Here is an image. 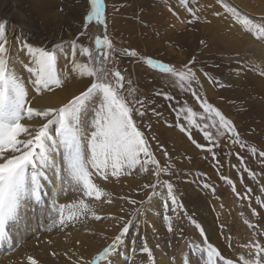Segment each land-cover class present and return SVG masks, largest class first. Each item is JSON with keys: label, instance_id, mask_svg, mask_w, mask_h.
I'll return each mask as SVG.
<instances>
[{"label": "rangeland", "instance_id": "374dc122", "mask_svg": "<svg viewBox=\"0 0 264 264\" xmlns=\"http://www.w3.org/2000/svg\"><path fill=\"white\" fill-rule=\"evenodd\" d=\"M261 1L223 0L228 6L226 11L218 0H187L186 4L180 0H104L107 28L92 21L85 29L87 0H0V27L4 28L9 42L12 67L26 83L30 77L24 66L30 57L22 48L24 43L48 49L64 45L67 53L58 55L57 68L63 85L52 91H59L61 98L34 104V98L52 92L37 95L27 85L31 92L29 100L37 108L67 103L73 97L68 96L71 85H82L75 95L89 86L90 78L71 72L69 42L77 40L95 56V38H103L106 32L116 50L111 53L107 68L119 70L125 77L121 94L133 106V119L161 167L171 165L159 180L172 185L177 204L182 206L172 211L167 187L157 184L158 195L143 205V215L134 218L135 209L141 207L139 202L148 200L152 192L143 185L157 181L152 174L154 166L149 165L148 171H141L137 166L118 179L110 177L104 181L93 177L95 183L111 193L108 199L112 203H105L103 199L87 201L101 220L85 215L74 224L49 230L50 216H57L52 212L53 200L67 204L80 199L82 194L72 191L71 187L66 193L58 191V185L52 191L54 177L46 175L40 200H27L20 209L18 221L8 226L9 239L0 242V264H29V256L45 258L46 264H60L52 258L57 248L51 241L58 239L73 241L71 244L80 253L94 256L108 244V237L128 220L134 222L111 256L112 264H148L147 254L139 251L143 243L139 237L144 238L152 251L153 264H163L162 260L167 264H206V255L189 247L202 248L205 240L224 258L239 264V256L248 258L250 251L242 245L264 244L261 234L264 233V157L259 155L264 151V40L244 31L237 21V17H247L252 23L264 26V0ZM189 7L196 18L188 11ZM124 50H134L137 56L123 55ZM146 58L177 70L193 61L190 67L199 83L193 81L192 89L232 121L240 142L234 143L235 137L227 133L217 136V129L211 126L192 92L181 91L172 76L149 67ZM77 60L87 62L88 57L77 54ZM130 89L134 90L132 94ZM165 95L172 99H166ZM64 97L66 100L62 102ZM135 100H142L143 106L135 104ZM185 105L197 114L192 124L185 119L187 113L180 112ZM95 106L90 100L81 113V127L86 131ZM135 109L144 115H138ZM205 124L209 125L207 129ZM182 127L185 131H181ZM55 130L56 125L50 126V135L54 136ZM204 130L214 136L211 142L204 138ZM197 144L202 147L198 148ZM253 147L257 150L255 154L249 150ZM121 197L138 203L129 204ZM253 210L257 215H252ZM166 216L171 222V232ZM245 220L254 227L249 228ZM192 221L199 224V229ZM80 236L86 238L87 244Z\"/></svg>", "mask_w": 264, "mask_h": 264}, {"label": "snow or ice", "instance_id": "6c2138e0", "mask_svg": "<svg viewBox=\"0 0 264 264\" xmlns=\"http://www.w3.org/2000/svg\"><path fill=\"white\" fill-rule=\"evenodd\" d=\"M181 4H186L187 0H180ZM228 10V6L223 4V0H218ZM89 6L84 17V27L88 28L89 23L95 21L98 25L107 28L105 19L104 0H87ZM188 11L195 17V13L189 7ZM234 11V10H233ZM238 23L244 31L252 34L257 39L264 40V26L252 23L247 17H237ZM191 23V21H189ZM96 55L92 50L77 43V40L69 42L71 54V72L81 78H90L89 86L74 95L67 103L59 107L37 108L32 106L29 100L28 84L37 95L43 92H52L55 88L63 85L61 74L58 72V55L65 53L64 45H55L51 49L44 47H34L28 43L22 45L30 57L29 63L24 67L29 73L27 83L21 79L14 68L10 56L9 42L3 27H0V242L9 239L8 226L19 219L20 209L27 200L39 201L41 198L42 179H47L46 173L53 170L58 191L67 192L68 187L72 191L82 194L81 198L67 204H57L52 202V212L57 216L51 217L48 228L63 226L75 223L81 216L90 215L91 218L99 221L102 219L87 202L89 199L112 203L111 193L94 182L93 177H99L107 181L110 177L119 178L121 175L130 174L133 169L139 166L141 171H148L149 165L154 166L153 175L157 177L156 183L145 184L144 188L152 189L148 200L140 201V208L135 209L134 218L143 215V205L148 203L156 192L157 184L166 186L168 190V200L171 201L172 211L177 207V199L173 195L172 185L167 181H160L162 173L168 171V167H161L155 158L145 134L139 130L134 119V108L126 96L121 94L124 89L125 77L119 70L107 68L112 52H115L112 42L106 32L103 38H95ZM77 54L88 57L87 62L77 60ZM123 55L136 57L134 50H124ZM67 55V53H65ZM145 63L161 72L172 76L176 85L181 91H191L196 98L203 112L211 121V126L217 129L216 135L223 136L227 133L234 136V143H239V135L231 120L227 119L220 110L210 104L207 99L192 89V83H199L196 74L190 65H184L182 70H177L167 64L155 61L150 58L145 59ZM65 77L67 73L64 74ZM131 84V81H128ZM134 90L129 91L132 94ZM166 99H172L165 95ZM92 100L95 103L94 114L91 119L89 130L81 127V113ZM135 104L143 106L142 100H135ZM135 112L143 116L144 112L135 109ZM181 113H187L185 119L189 124L193 123V117L197 114L185 105L180 109ZM40 121L39 124L33 123ZM56 125L55 135H50V126ZM208 124L204 125L207 129ZM181 131H185L182 127ZM204 138L212 141L214 136L211 132L204 130ZM191 139V136L189 135ZM195 143V141H193ZM198 148L201 145H196ZM241 147H244L241 144ZM250 152L256 153V148H250ZM211 152V148L208 149ZM167 155V153H165ZM264 157V151L259 153ZM59 157V159H57ZM213 158L215 155L213 154ZM242 162V160H241ZM248 171L247 169H245ZM254 175V173H250ZM226 179L225 177H222ZM227 183L232 184L231 180ZM235 192V187L233 186ZM249 191H251L249 189ZM264 191V189H262ZM247 198V197H244ZM129 204L136 205L135 200H128L121 197ZM257 203H261L257 199ZM264 206V204H262ZM165 207H168L167 203ZM121 211H124L122 208ZM252 215H257L253 210ZM123 221V217H110ZM191 220V218H189ZM168 230L172 231L169 217ZM133 220H128L122 224L118 233L111 238L102 250L98 251L90 259L78 258L73 264H112L111 256L123 243L125 235L129 231V225ZM195 224V221H192ZM244 223L249 228L254 225L245 220ZM199 229V224H195ZM264 235V233H261ZM203 236V230L200 231ZM143 242L139 248L141 253L147 254L148 264H153V254L143 237H139ZM136 241L133 240V244ZM204 247L199 245H189L195 252L199 250L206 255V264H237L232 259H226L221 252L208 243L204 242ZM249 249L248 258L241 254L238 258L239 264H264V244L259 242L242 245ZM135 251V249H133ZM29 264H38L37 260L29 256Z\"/></svg>", "mask_w": 264, "mask_h": 264}, {"label": "bare ground", "instance_id": "6f19581e", "mask_svg": "<svg viewBox=\"0 0 264 264\" xmlns=\"http://www.w3.org/2000/svg\"><path fill=\"white\" fill-rule=\"evenodd\" d=\"M262 8H264V7L262 6ZM252 44L255 45V43H253V42H252ZM19 77L24 80L23 77H21V76H19ZM70 89L71 90H70V93L68 94V96H74L75 94H77L82 89V85H71ZM30 93L31 92L29 91V95H30ZM61 97H62V94L58 91V92H52L50 94H46V95L41 96V97H37L36 99L34 98L33 100H34V104H38V103L44 104V102H51V100H56V99L58 100ZM65 100H66V97H64L62 102H64ZM47 105H50V103H48ZM50 174H51L52 177H54L53 170H51V169H49L47 171L46 175H50ZM41 183H42V186H43V179H42ZM126 183L128 184L129 181H127ZM111 186H113V183H111ZM51 190L52 191H56L57 190V182L55 180V177H54V182L52 184ZM111 212L114 213V212H117V211H111ZM117 233H118V231L115 230V232L111 236L108 237L107 242L108 243L111 242V238L114 235H116ZM79 238L82 240L83 243L87 244V240H86L85 237H81L80 236ZM72 242L73 241H67V240H63V239H58V240L51 241V244L54 245L57 248V250L52 253L53 254L52 258L53 259H57V261L60 264H65V263H69L70 264V262L73 263V261H76L78 258H83L85 260L87 257L88 258L92 257V255L86 256V253H83V252L80 253L78 248L75 247V245L71 244ZM45 245H46V243L44 242V246ZM31 247L34 248L32 246V244H31ZM43 250H44V252H48V251H46L45 247H43ZM34 257H35V260H37L38 264H46L45 263V258L43 259L40 256H34ZM162 263L163 264H167V262H165L163 260H162Z\"/></svg>", "mask_w": 264, "mask_h": 264}]
</instances>
